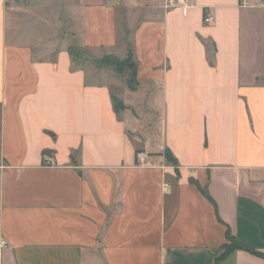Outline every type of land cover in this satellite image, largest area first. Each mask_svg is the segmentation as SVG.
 I'll return each mask as SVG.
<instances>
[{"label": "crops", "instance_id": "0c3cea01", "mask_svg": "<svg viewBox=\"0 0 264 264\" xmlns=\"http://www.w3.org/2000/svg\"><path fill=\"white\" fill-rule=\"evenodd\" d=\"M10 1L0 264H264V0ZM39 22L74 34L37 56Z\"/></svg>", "mask_w": 264, "mask_h": 264}, {"label": "rangeland", "instance_id": "374dc122", "mask_svg": "<svg viewBox=\"0 0 264 264\" xmlns=\"http://www.w3.org/2000/svg\"><path fill=\"white\" fill-rule=\"evenodd\" d=\"M10 3H11V1L8 0V3H7L8 7L11 6ZM17 14L19 15V17L20 16L24 17L22 22H25V19H26L25 17L27 15L25 13H23V12H18ZM64 23L67 24L68 21H65ZM35 26H38L36 31H38V33L41 34V38H43V40L41 39V40L37 41V45L35 47L36 51L38 52L37 56L41 55V53H42L41 51L45 50L48 47L50 41L51 40L53 41L54 38H58V37L63 36V33L66 34V35L67 34H72V33L74 34V30H70V29H68V27H66L67 29L64 30V31H62V29H60L59 31L55 32V31H53V29L50 26H48L47 24H45L43 22L35 23ZM75 33H77V30H76ZM71 41H72V38H71ZM73 41L74 42H70L72 46L77 44V39L75 41L74 38H73ZM52 43L56 45L55 42H52ZM54 48H57V46H55ZM77 51H78L77 49H73L72 56H78L77 54H79L80 57H83L84 55L88 54V57H90V59L86 58L85 63H87V62L89 63V61H90L89 64H92L93 61H95V65L99 69L109 67L112 70V72L116 75V77H118L119 79H121L124 82L125 86H127L126 83H125L126 79H133V76H132L133 59H132V55H131L130 49H128V52H127L126 56H124L123 58L115 57V60H117V61L119 60L122 63V64L121 63L120 64L116 63L118 65L117 67L119 69H122V71L119 70V72H115L114 71V66L112 67V64H114V61L112 59H107V60L101 62L102 59L94 58L93 56H91L89 54L88 51H87L88 53L86 51H84L83 49H82V51H80V53H79V51L78 52ZM127 56H129V57H127Z\"/></svg>", "mask_w": 264, "mask_h": 264}, {"label": "trees", "instance_id": "16d2710c", "mask_svg": "<svg viewBox=\"0 0 264 264\" xmlns=\"http://www.w3.org/2000/svg\"><path fill=\"white\" fill-rule=\"evenodd\" d=\"M127 57H129V56H127ZM107 59H112L114 61V64H112V67L114 66V71L115 72H119V70L122 71V69H119L117 67L118 65L116 64V63H119L120 64L121 61H119V60L117 61V60H115V57L109 56V57L103 58L101 60V62L102 61H105ZM132 68H133V70H132L133 79H126L125 80V83H126L127 87H129L130 89H134L135 88V85H136L135 78H134V75H135V65H134V62L132 63ZM112 101H113V104H114L115 109L119 110V109H122L123 108L122 102L119 101L117 98L113 97L112 98ZM164 156H165V159L167 160V162H169V163H175V160L171 156V153L169 152V150H165L164 151ZM227 238L230 241V243L224 245V251L221 254V256L218 258V260H221L222 258H224L227 254H229L232 250H234L236 248L248 249L247 247H245L242 244H240L239 242H237L236 239L229 234V232H227ZM256 254H258V253H256Z\"/></svg>", "mask_w": 264, "mask_h": 264}, {"label": "built area", "instance_id": "2783aa9c", "mask_svg": "<svg viewBox=\"0 0 264 264\" xmlns=\"http://www.w3.org/2000/svg\"><path fill=\"white\" fill-rule=\"evenodd\" d=\"M190 0H174V4L176 6H182V5H186ZM241 4H243L246 0H240ZM211 19V17H206L204 20L205 22H208ZM137 159L138 161H140L141 163H143L144 160V155L142 152L137 153ZM43 162L45 164H49L51 162V158L49 155H43ZM7 243L5 240H3L2 238H0V261H1V250L6 248Z\"/></svg>", "mask_w": 264, "mask_h": 264}]
</instances>
